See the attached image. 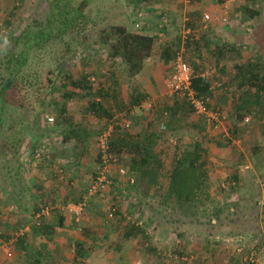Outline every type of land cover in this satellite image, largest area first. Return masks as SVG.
<instances>
[{
	"label": "rangeland",
	"instance_id": "1",
	"mask_svg": "<svg viewBox=\"0 0 264 264\" xmlns=\"http://www.w3.org/2000/svg\"><path fill=\"white\" fill-rule=\"evenodd\" d=\"M131 2L90 0L85 9L89 19L82 25V30L73 31V35L76 33L74 38L67 35L60 42L34 50L18 77L11 102L5 109L4 137L0 135V143L13 132L16 134L21 128L20 123L27 125V119H33V111L41 114L33 120L31 128L37 129L34 137L24 139L25 135L18 133L14 149L0 145V264H23L26 254L43 258L44 264H264L261 230L264 225V145L260 144L255 159L263 177L258 176L250 160L252 146L259 138L256 115L246 117L247 122L239 126L238 138L230 145L217 146L231 129L232 98L227 93V82L233 68L235 64L253 60L250 52L264 46L261 42L264 34H247L246 26L250 25L239 18V7L249 6L251 1L150 0L144 5ZM47 4L48 0H0V24L10 25L6 34L0 28V58L7 53L9 40L17 30L31 20L44 18L49 10ZM252 4L258 5L259 13L264 14V1L258 0L257 4L254 0ZM224 6H227V24L220 21ZM12 11L14 16L11 17L8 14ZM139 13L142 14L141 25L135 29V22L140 21L137 20ZM190 14H194V30L186 27ZM205 15L209 20L204 19ZM261 19L258 25L264 29V15ZM111 26H124L128 31L154 38L152 52L135 77L127 76L126 66L119 60L114 64L109 62L104 47L91 45ZM190 34L194 36L191 39ZM186 40L190 43V40L198 41L200 49L196 52L193 44L186 48L183 45ZM204 40L210 42L211 50L221 42L227 45L226 57L219 66L214 65L210 56L212 51L203 46ZM163 47H169L173 52L183 49L191 70L212 80L211 110L218 109L220 115L218 122L210 128L193 112L181 113L188 125L200 124L204 127L203 132L189 129L172 133L161 129L160 122L154 127L159 136L155 139L152 156L161 164L160 182L165 185L172 160L183 150L190 149L194 142H200L205 150L201 162L211 177L208 200L203 201V207H192L187 211L186 207L178 210L172 205L158 207L150 195L143 196L135 174L128 169L131 153L124 150L113 156L117 165L127 169L134 183L120 178L115 171L117 165H110L109 187L104 192L87 196L97 167L98 140L102 134L114 126L122 128L125 119L130 121V127L122 128L123 132L132 135L144 132L148 123H152L154 113L175 100L165 89L172 61L167 64L161 61ZM211 70H214L212 74L209 73ZM86 74L94 87L102 85L109 89L110 100L105 106L112 108V119L98 120L78 111H69L64 115L63 125L55 127L53 110L60 107L62 98L59 95L43 96L48 80L63 86L62 94L80 96L81 91L70 82L82 79ZM132 93L145 96L138 107L129 106L127 100ZM40 100L44 106L39 104ZM146 102L151 104L152 111L147 109ZM49 118L53 119L52 123L48 122ZM8 122L12 129L9 132L6 130ZM75 127L82 130L78 134L80 144L67 140L69 128ZM33 149L34 159L30 157ZM12 170L18 172L17 176L11 173ZM233 173L236 174V185L229 191L228 180ZM82 202L85 205L76 221V216L65 206ZM216 206L222 210L218 217L220 223L215 219L207 223ZM33 207L48 209L44 221L64 219L62 227L54 226L48 240L40 233L35 235L37 230L32 234L29 232V225L34 221ZM109 208L116 210L110 220L106 218ZM132 224L144 229L149 244L141 237L123 239L124 229ZM24 229L28 230L26 252L15 247L16 234ZM77 246L82 247L85 255L74 261ZM5 247L13 253L11 258L4 254ZM148 247H153L155 253L148 252ZM251 255L252 263L249 262Z\"/></svg>",
	"mask_w": 264,
	"mask_h": 264
},
{
	"label": "trees",
	"instance_id": "2",
	"mask_svg": "<svg viewBox=\"0 0 264 264\" xmlns=\"http://www.w3.org/2000/svg\"><path fill=\"white\" fill-rule=\"evenodd\" d=\"M90 0H48V13L42 19L35 21H29L24 28L17 30L16 34L11 36L10 47L7 53L0 58V135H3L2 120L6 117L5 109L11 102L12 90L16 87L18 77L23 73L24 68L28 63L29 56L34 50H42L47 45L60 42L67 35H73V31L80 32L83 24H86L88 17L85 14L87 3ZM150 0H132V4L144 5ZM249 6L242 5L239 7V18L251 19L258 14L256 7L252 6L254 0H250ZM9 16H14L12 11ZM194 14L189 15V20L186 23L188 29L194 30L193 25ZM9 23L2 22V33L6 34ZM83 25V26H82ZM5 31V32H4ZM140 31V30H139ZM76 35V33L74 34ZM72 36L74 38L75 36ZM193 34H190V39L193 38ZM184 41L183 45L189 48L191 44L194 46V50L197 52L200 48L198 41ZM264 42V41H261ZM82 43L80 42L79 45ZM154 38L147 36L141 32L128 31L124 26H111L108 30H103L97 39L92 41V46L104 47L107 50L106 57L114 64L119 60L126 66V74L128 77H135L139 74L143 67V62L146 60L153 48ZM203 46L206 50H211V44L209 41L203 42ZM260 47V45H259ZM264 47V46H263ZM263 47L256 48V51L250 52L252 60H247L243 64H235L233 73L231 74L227 87L229 91L227 93L231 96V129L228 130V135L217 144L218 147H225L230 145L234 139L238 138L241 132L240 124L244 122L247 116L257 117L259 121L257 127L259 129V138L252 146L251 163L252 167L258 176L263 177L260 172V166L255 162L257 154L259 153L260 144L264 145V49ZM211 58L215 62V66L220 65L221 60L225 59L227 53V45L224 42L219 43L211 50ZM177 52V51H176ZM169 47H163L160 53L161 61L164 64L171 63L175 53ZM250 59V58H249ZM49 78V77H47ZM82 79L71 81V85L81 91V95H74L73 93L62 94L63 86H56L51 80H48L46 92L43 96L46 98L54 95H59L62 98V103L57 110H53L56 113L54 118L55 127L63 125L62 121L65 120L64 115L69 111H78L84 116H92L95 119H112L113 110L107 108L105 105L110 100L109 89L106 90L99 85L94 87L89 80V76L83 75ZM212 80L209 77H203L201 74H197L192 71L190 89L194 93V97L211 112L220 115L217 110H211V101L213 99ZM222 86V84H221ZM230 92V93H229ZM42 93V92H41ZM79 100H76L78 98ZM172 101L171 105H165L161 111L154 113V119L152 123H148L144 132L132 135L126 132L118 126L111 128L108 137L106 138L107 152L114 155L115 153H121L123 150L131 153L130 161L128 162V169L131 173L135 174L138 187L144 197L151 196L154 199L158 207L172 205L173 208L187 209L204 205L203 201L208 200V190L210 187V174L205 168V164L201 162V154L205 152L200 142H194L190 149L183 150L178 157L176 156L166 172V183L160 182L161 179V164L152 156L155 139L159 135L156 133V125L160 122L164 124L165 129L169 132H177L184 130L195 129L198 132H203L204 127L197 125H188L185 120L182 119V114L187 112H193L192 107L185 99H177ZM75 99V100H74ZM145 96L138 94H131L128 98L130 107H138ZM76 101V102H75ZM39 104L44 106L43 101H39ZM186 108V109H184ZM74 109V110H73ZM152 111V110H151ZM165 113H162V112ZM41 112L33 111L32 120L27 125L25 122L20 123V130H16V134H11L10 138L2 140L0 145L14 149V142L20 135H25L24 139L34 137L37 129L31 128L35 120ZM220 118V117H219ZM160 123V124H161ZM10 123H7L6 130L9 132ZM159 124V126H160ZM26 125V126H25ZM25 129V130H24ZM82 130L77 128H69L67 133V140H72L76 144H80L82 141L78 134ZM34 133V134H33ZM25 141V140H23ZM261 145V146H262ZM7 153V151H6ZM34 149L30 155L34 159ZM12 157V156H11ZM62 157V156H61ZM100 155H97L96 165H100ZM12 160V158H6ZM10 160H7L8 163ZM96 167V166H95ZM94 167V168H95ZM11 169V168H10ZM18 174V172H13ZM95 171V170H94ZM95 173L92 181H94ZM236 174L228 180L229 191L233 190L236 185ZM93 183V182H92ZM86 191V190H85ZM80 202V201H78ZM77 203V202H76ZM84 203V202H82ZM85 205V204H84ZM32 217H34L33 223L29 225V232L31 234L35 231V235L40 233L45 239H49L52 235L54 226L62 227L64 219L62 217L51 219V221H44L41 212L45 208L33 207ZM212 213L209 214V219H215L219 221V215L222 210L218 206L212 208ZM48 210V209H47ZM184 212V211H183ZM116 210L114 212V215ZM186 212H184L185 214ZM54 220V221H52ZM220 223V221H219ZM264 234V225H262ZM27 233L16 238L15 247L22 251H25V239ZM146 240L150 243V239L147 237L143 228L132 224L124 229L123 239L139 238ZM147 251L155 253L153 247H148ZM26 252V251H25ZM26 254V253H25ZM85 251L81 246H77V250L74 251V261L83 259ZM43 258L33 257L26 254L23 264H44ZM233 261V260H232Z\"/></svg>",
	"mask_w": 264,
	"mask_h": 264
},
{
	"label": "built area",
	"instance_id": "3",
	"mask_svg": "<svg viewBox=\"0 0 264 264\" xmlns=\"http://www.w3.org/2000/svg\"><path fill=\"white\" fill-rule=\"evenodd\" d=\"M226 9L227 6H224L223 8V15L221 16L220 21L223 24L228 23V17L226 16ZM141 18L142 14L139 13L137 15V21L135 22L134 28L139 29L141 25ZM205 20H209L208 15L204 16ZM1 27V24H0ZM142 28V26H141ZM209 73H213L211 70ZM207 72V74L209 75ZM203 77H207L206 75H202ZM191 77H192V70L187 64L185 58H184V50L180 49L178 50L173 59H172V71L169 77L165 80V89L166 92L171 95L172 97H178L181 100L185 99L189 105L192 107L193 113L201 118H203L206 122L207 127H214V125L218 122V115L211 112L210 110H207L195 97L194 93L190 89V84H191ZM148 104V110L152 108L151 104L149 102H146V105ZM152 110V109H151ZM150 110V111H151ZM48 122L52 123L53 119L49 118L47 119ZM244 122H247V118L244 120ZM130 127V121L128 119H125L122 121V128L123 129H128ZM161 129H164V124L160 125ZM110 128L107 130V132L103 133L102 136L99 138V155H100V165L96 167L95 171V177L93 183L90 185L89 188H87V196H93L95 193L98 192H104L109 185L111 184L110 178H109V171L108 169L111 168L109 167L110 165L114 166L117 165L116 158L107 152V145L105 143L106 138L109 135ZM117 175L120 178H125L126 182L129 184L134 183V179L131 178L128 175V171L125 167L117 165V168L115 169ZM66 210L69 212L73 213L74 216H76V221L78 220V216L81 213L84 203L80 204H67ZM115 208H109L107 210V219H112L114 216ZM48 210L45 208L42 210L41 214L42 215H47ZM27 229L24 230H19V232L16 234L17 237L22 236L25 232H27ZM4 254L6 255L7 258H11L13 256V253L11 252L10 248L5 247L3 249ZM252 255L249 257V262L252 263Z\"/></svg>",
	"mask_w": 264,
	"mask_h": 264
},
{
	"label": "crops",
	"instance_id": "4",
	"mask_svg": "<svg viewBox=\"0 0 264 264\" xmlns=\"http://www.w3.org/2000/svg\"><path fill=\"white\" fill-rule=\"evenodd\" d=\"M260 2L264 1V0H259ZM257 4H258V0H257ZM257 10L259 9V6L257 5ZM238 14L239 13V10H238ZM264 15V14H263ZM263 15L261 13H259V10H258V14L255 15V17L251 18V19H244L241 21H244L245 24H249L250 26H246V33L247 34H264V29L262 28V26L258 25V23L260 22V20H262L261 18H263ZM233 35H234V31L231 32ZM219 66V65H218ZM214 71V70H213ZM233 73V72H232ZM159 77V76H158Z\"/></svg>",
	"mask_w": 264,
	"mask_h": 264
}]
</instances>
